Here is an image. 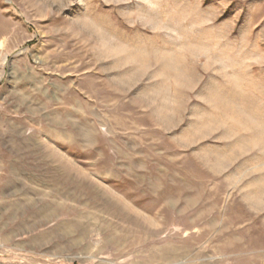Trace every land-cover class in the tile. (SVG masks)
Wrapping results in <instances>:
<instances>
[{
    "label": "rangeland",
    "instance_id": "1",
    "mask_svg": "<svg viewBox=\"0 0 264 264\" xmlns=\"http://www.w3.org/2000/svg\"><path fill=\"white\" fill-rule=\"evenodd\" d=\"M24 172L83 264H264V0H0Z\"/></svg>",
    "mask_w": 264,
    "mask_h": 264
},
{
    "label": "crops",
    "instance_id": "2",
    "mask_svg": "<svg viewBox=\"0 0 264 264\" xmlns=\"http://www.w3.org/2000/svg\"><path fill=\"white\" fill-rule=\"evenodd\" d=\"M41 178L29 172L12 180L0 177V264H83L84 248L66 230L69 226L76 234L78 225L52 223L63 210L46 205L44 190L32 186Z\"/></svg>",
    "mask_w": 264,
    "mask_h": 264
},
{
    "label": "built area",
    "instance_id": "3",
    "mask_svg": "<svg viewBox=\"0 0 264 264\" xmlns=\"http://www.w3.org/2000/svg\"><path fill=\"white\" fill-rule=\"evenodd\" d=\"M24 262V260H19V263H23Z\"/></svg>",
    "mask_w": 264,
    "mask_h": 264
}]
</instances>
